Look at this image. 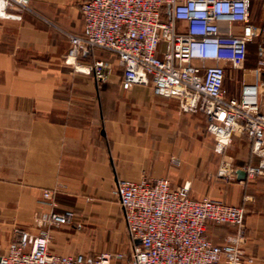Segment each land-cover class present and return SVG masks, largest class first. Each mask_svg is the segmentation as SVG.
I'll return each mask as SVG.
<instances>
[{
	"label": "crops",
	"instance_id": "crops-1",
	"mask_svg": "<svg viewBox=\"0 0 264 264\" xmlns=\"http://www.w3.org/2000/svg\"><path fill=\"white\" fill-rule=\"evenodd\" d=\"M83 1L30 0L34 12L0 18V252L14 227L38 230V213L71 208V225L49 228L50 249L92 258L102 252L109 222H124L110 195L116 180L166 177L174 186L189 184L193 198L244 206L245 251L255 257L253 264H264V177H235L227 189L218 186L206 176L218 156L203 117L181 112L175 100L156 97L149 86L123 89L122 69L107 50L94 48L82 57L109 62L104 83L64 62V31L83 34ZM241 82L228 88L230 95L239 93ZM239 148L244 157L236 168L258 162L248 140L244 152ZM53 189L51 208L42 194ZM228 227L207 235L220 243ZM127 238L130 251L138 243Z\"/></svg>",
	"mask_w": 264,
	"mask_h": 264
},
{
	"label": "built area",
	"instance_id": "built-area-1",
	"mask_svg": "<svg viewBox=\"0 0 264 264\" xmlns=\"http://www.w3.org/2000/svg\"><path fill=\"white\" fill-rule=\"evenodd\" d=\"M83 34L64 31L68 49L64 62L74 70L106 82L111 65L104 59L82 61L92 49L110 52L122 69L121 86H149L156 97L175 100L179 110L199 114L214 139L213 150L224 154L243 135L258 157L240 168L246 178L264 177V112L260 95L264 81V5L258 20L251 0H84L79 5ZM34 12L30 0H0V18L19 19ZM235 23L241 24L238 32ZM258 38L256 65L246 70L248 47ZM243 70L237 95L226 78ZM247 72L256 78L245 80ZM236 166L223 155L216 176L235 180ZM189 184L174 186L166 177L131 181L118 179L110 192L123 211L127 235L139 243L126 253L58 254L50 249L49 228L73 223L71 208L50 209L35 217V227H14L0 252V264H253L245 251L248 231L241 204L189 195ZM56 190L42 197L55 207ZM227 225L220 243L207 235L208 223Z\"/></svg>",
	"mask_w": 264,
	"mask_h": 264
},
{
	"label": "rangeland",
	"instance_id": "rangeland-1",
	"mask_svg": "<svg viewBox=\"0 0 264 264\" xmlns=\"http://www.w3.org/2000/svg\"><path fill=\"white\" fill-rule=\"evenodd\" d=\"M261 2H262V0H251V15H252V17H254L255 20H258V18H259V15L261 12V7H262ZM240 29H241V24L235 23L233 26V31L238 32V31H240ZM257 43H258V38L249 44L248 52H247V60H246V64H245L246 70H248V68L253 69V66L255 65ZM243 73L244 72L242 69L233 70L231 72V74L227 75L226 86L229 89H232L233 87L238 86V84H237L238 80L239 81L243 80ZM255 78H256V74L254 72H250V73L247 72L245 77H244L245 80H253ZM259 78H260V80L264 81V72L259 76ZM261 94H262L261 95V100H262L261 102L263 103V101H264V86H263V91ZM206 134L208 136L212 137V135L210 133H208L207 131H206ZM246 141H247V139L243 135H241L239 137H235L233 139V143L231 144V146H229L225 150L224 154H219V153L215 152L218 156L217 161L215 162V169L210 174H206V176L210 177V179H212L214 182H216L218 186H224L226 189L229 186H231V183L233 180H225V179L220 180L216 176V173H217L218 168L220 167V165L222 163L223 155L231 156L234 165L237 163L238 160L243 159L244 154L241 155L238 153L240 152L239 151L240 146L242 147V151L243 152L245 151L244 147L246 145ZM235 143H236V145H235ZM234 145L236 146V148L232 149L234 147ZM219 226H221V225L210 222L207 225V232H208V230L210 231L211 229H216ZM228 228H230V227H228ZM127 236L128 235L126 232L125 223L123 222L121 217L117 218V220L111 221L107 225L106 238H104L105 240L103 239L101 246H99V247L102 249V252H107V253H118L119 252V253H126L127 254L129 252V251H127V247L130 244Z\"/></svg>",
	"mask_w": 264,
	"mask_h": 264
},
{
	"label": "water",
	"instance_id": "water-1",
	"mask_svg": "<svg viewBox=\"0 0 264 264\" xmlns=\"http://www.w3.org/2000/svg\"><path fill=\"white\" fill-rule=\"evenodd\" d=\"M235 175L238 180H244L246 178V173L243 169L236 168L235 169ZM137 243H139V240H136Z\"/></svg>",
	"mask_w": 264,
	"mask_h": 264
},
{
	"label": "trees",
	"instance_id": "trees-1",
	"mask_svg": "<svg viewBox=\"0 0 264 264\" xmlns=\"http://www.w3.org/2000/svg\"><path fill=\"white\" fill-rule=\"evenodd\" d=\"M256 39H257V38H256ZM256 39H255V40H256ZM246 60H247V56H246ZM245 64H246V61H245Z\"/></svg>",
	"mask_w": 264,
	"mask_h": 264
}]
</instances>
